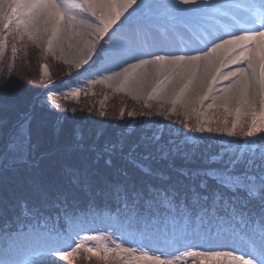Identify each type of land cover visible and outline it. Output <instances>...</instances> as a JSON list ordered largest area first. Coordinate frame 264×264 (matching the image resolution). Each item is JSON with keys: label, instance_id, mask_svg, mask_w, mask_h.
Returning a JSON list of instances; mask_svg holds the SVG:
<instances>
[{"label": "snow or ice", "instance_id": "snow-or-ice-1", "mask_svg": "<svg viewBox=\"0 0 264 264\" xmlns=\"http://www.w3.org/2000/svg\"><path fill=\"white\" fill-rule=\"evenodd\" d=\"M82 3L83 11L96 21L88 27L93 28L101 40L107 37L108 43L101 44L96 58H107L116 62L123 57H133L138 61L123 67V73L119 71L115 73L116 76L125 74V82L137 75L136 69H143L149 64L156 66L161 73L166 68L170 69L172 75L165 76V80H169L186 67L191 66L199 70L200 61L209 60L213 54L219 53V68L212 77V84H216L217 77L221 76L220 69L246 62L247 67H237L223 74L222 79L243 85L244 99L241 101V107L247 105L252 115L251 127L245 132V137H256L258 132L264 134V111L257 115L252 102L248 99L256 79L253 51L256 52V60L259 63V87L264 90V0H231L228 3H221V0H177L172 4L163 3L161 0H140L139 4L138 0H82ZM4 4L8 5L7 12L4 11ZM240 11L245 13L242 19L237 16ZM229 13L230 18L236 23L251 25L250 30L221 37L200 54L165 50L172 45L170 38L180 30H194L216 15ZM66 19L74 22L76 16L67 11L58 0H0V23L6 33L10 28L17 32L21 30L28 32L32 28L39 30L38 26H43L44 31H48V26L51 25L49 47L59 36L61 25ZM83 23L82 20L81 24ZM126 27L127 37L113 41V37ZM161 28H164L169 38L161 35ZM146 42L150 48L157 50L145 51L143 45ZM89 62V58L83 60L85 65ZM236 83L221 91H231L236 87ZM208 92H212L211 87L208 88ZM208 99V95L202 96L201 103ZM212 99L213 104L210 107L215 106L217 97ZM240 112L241 109L237 108V123ZM224 123L227 125L228 121L225 120ZM196 131L213 133L221 132V129L200 127ZM226 135L235 137V126L226 130ZM12 148L13 151L9 154H0V178L5 171L16 170L19 165L28 163L26 150L19 149L15 143ZM149 159L148 155H144L132 161L133 168L142 174L139 177L134 173L124 172L123 180L103 179L93 182L95 173H90L86 169H75L72 172L71 183L74 188H78L89 197L90 202L100 198L122 207L126 212L129 228L152 227L163 230L168 224H172L183 231L191 230L194 234L209 237L227 233L231 220L237 215L244 214L243 205L241 209L235 208V204L241 200L242 193L249 201L258 197L261 216L258 248L253 249L251 256L238 255L232 250H190L171 259L142 252L135 257L132 264H141L143 261H149L151 264H179L182 256L196 257L201 262L221 261L223 258L227 264H264V152L260 153L258 160L240 155L235 157L229 155L227 158L214 156L209 158L207 166L179 168L178 178H173L171 174L162 170H155L145 162ZM104 163L111 168L113 160L109 157ZM54 182V177L39 174L30 180L37 209L49 203ZM67 195L75 194L68 193L65 199ZM34 216L33 223L22 221L15 231L6 228L0 230L2 245L0 264H28L26 259L21 258L24 255L23 250L33 243L30 239L31 234L43 227L38 213ZM95 239H97L95 235H85L76 246L82 248L84 240ZM116 247L129 254L137 251L134 247L123 248L120 244ZM87 251L93 253L94 249L88 247ZM103 251L108 253L115 249L104 248ZM51 254L66 258L73 255V252L64 250ZM42 256L43 253H37L36 259L39 260Z\"/></svg>", "mask_w": 264, "mask_h": 264}, {"label": "rangeland", "instance_id": "rangeland-1", "mask_svg": "<svg viewBox=\"0 0 264 264\" xmlns=\"http://www.w3.org/2000/svg\"><path fill=\"white\" fill-rule=\"evenodd\" d=\"M71 3L69 12L76 16V20H65V24L71 32L76 31L73 24L79 20V15H83L90 23L95 24V18L83 11L82 0H66ZM166 4H171L173 0H162ZM4 11H8V5H5ZM243 23L234 24L229 22L228 25L237 27ZM76 25V24H74ZM78 27V26H77ZM124 29L119 32L122 33ZM117 35V34H116ZM83 35H74L66 38L63 42L56 43L53 41L51 47L48 40L51 36L46 34L39 35L33 30L25 32L21 30L17 32L14 28H10L7 33L0 23V64L4 58L8 57L9 62H13L15 56L21 53L27 54L30 50L41 60L39 69V80L43 84L44 89L60 83L63 78L70 76L76 77L77 84L69 86L60 91H53L46 96L45 101L57 109L65 111L66 105L70 103H78L81 100L89 101L91 106L96 107L99 116H110L108 111L111 109V117L113 123L118 127L126 125V139H129L136 126H143L144 134L141 139L160 140L162 132L169 127L174 132V136L180 133L184 138L183 143L188 147H194L201 141L207 143H215L216 146L225 147L233 157L240 155L245 157H254L258 160L260 153L264 152V134L257 133L256 137L246 138L245 132L251 127L252 115L251 109L241 104L227 105L225 102L215 100L218 91L225 88L231 81H224L222 75L231 71V69H220L221 76L218 77L216 87L209 83L206 89L199 95L196 101L192 103H184L182 96L188 88V82L183 83L182 87L177 86L169 95L164 96L163 91L167 90L173 78L165 80V78H155L150 71L151 68L136 69L135 75L128 82H125V74L116 76L117 71L123 73V67L131 63L134 58L128 57L122 61H109L107 58L97 59L96 54L99 52L101 44H107V37L103 40L98 33H86ZM120 40V39H119ZM113 41L115 38L113 37ZM89 44L87 54L80 59L72 58L70 54L80 44ZM203 43V42H202ZM198 44V43H197ZM204 44L200 45L202 47ZM146 51L149 43L143 45ZM197 53V52H196ZM89 58V64H83V60ZM133 58V59H132ZM138 62V61H137ZM149 66V65H148ZM147 72V73H145ZM148 75L150 82L144 92H135L136 80ZM152 74V75H151ZM130 75V74H128ZM216 75V74H215ZM109 77H112L109 79ZM181 85V84H178ZM212 88V92H208V88ZM78 93V94H77ZM208 95L209 99L201 103V97ZM257 115L264 111V93L260 98L252 102ZM240 108L239 122L237 123L236 109ZM228 123L225 125L224 121ZM26 125V127H25ZM235 126V137L226 135V130H230ZM200 127L219 128L221 132H197ZM178 132V133H177ZM149 133V134H148ZM148 134V135H147ZM98 138L103 135L101 128L97 132L90 134ZM154 136V137H153ZM11 142L7 149H0V154L7 155L13 151L12 145L15 143L19 149L27 151L28 162L36 157L34 147H31L28 124L24 123L18 128V131L12 136ZM121 139L124 140V137ZM78 142H80L78 140ZM163 155L173 156V152L169 149L164 150ZM122 217L124 210L120 213ZM118 215V214H117ZM125 218V217H124ZM123 221V219H121ZM118 217L101 214H87L77 222H71L68 227V236L70 238V248L60 247L62 244L51 248H37L28 255H24L23 259L28 264H132L135 257L142 252H148L149 255H160L162 258H174L181 256L185 251L190 250H232L235 254L251 256L253 249L258 248L260 235L259 225L250 226L247 230L228 229L227 233L219 236H207L203 234H194L191 230L183 231L177 225L168 224L163 230L152 227L133 229L129 228L127 222H121ZM60 225L57 224L56 228ZM53 227V226H51ZM240 233H238V232ZM85 235H95V240H84V247L78 248L76 245L83 240ZM120 244L123 248L134 247L136 252L129 254L116 247ZM229 246V247H226ZM94 249L93 253H89L87 248ZM104 248L115 249L105 253ZM100 249V251H95ZM64 250L72 251L73 255L61 258L53 256L52 252H62ZM43 253V256L37 260L36 254ZM141 264H151L149 261H143ZM179 264H227L222 258L221 261H204L201 262L196 257L182 256Z\"/></svg>", "mask_w": 264, "mask_h": 264}, {"label": "trees", "instance_id": "trees-1", "mask_svg": "<svg viewBox=\"0 0 264 264\" xmlns=\"http://www.w3.org/2000/svg\"><path fill=\"white\" fill-rule=\"evenodd\" d=\"M37 57L28 50L26 55L18 53L12 57V63L7 57L0 64V149H7L11 135L27 123L30 144L36 151V157L30 162L19 165L16 170L5 171L0 178V230L15 231L22 221L33 223L37 213L43 225L31 234L33 243L23 250L24 255L35 251V246L51 248L57 242L63 243L60 247L70 248L69 224L87 214L115 216L126 222V214H123L125 218L120 216L122 207L100 198L90 202L89 197L73 187L71 180L75 169L95 173L93 182L103 179L119 181L124 179V172L141 176L133 168L132 161L148 155L150 159L145 162L152 168L178 178L181 167L207 166L211 157L227 158L230 155L225 147L216 146L214 142L201 141L194 147H188L182 141L184 136L178 132L174 136L169 127L162 132L160 140L154 141L150 137L142 140L144 127L137 125L130 138L126 139V125L122 123L118 127L113 123L112 108L108 111L110 116H99L96 107L87 100L70 103L65 111L50 106L45 101L46 96L77 84L76 77L80 75L65 77L55 87L44 89L39 80L41 60ZM99 128L103 135L92 137L90 134ZM166 149L174 155L166 158L163 155ZM109 157L113 160L111 168L104 163ZM38 174L55 178L50 201L40 209L36 207L30 183ZM68 193L75 195H67L65 199ZM242 205L244 214L234 217L231 227L261 226L258 197L249 201L242 193L235 208L241 209Z\"/></svg>", "mask_w": 264, "mask_h": 264}, {"label": "bare ground", "instance_id": "bare-ground-1", "mask_svg": "<svg viewBox=\"0 0 264 264\" xmlns=\"http://www.w3.org/2000/svg\"><path fill=\"white\" fill-rule=\"evenodd\" d=\"M161 2L163 1L161 0ZM175 2H177V0H173V2H170V3L172 4ZM228 2H231V0H221V3H228ZM58 3L63 5L64 8L67 11H69L71 3H68L66 0H58ZM139 3H140V0H138V4ZM5 5L7 4H4V7H6ZM200 7H206V6L200 5ZM129 11H131V9ZM125 15H127V13ZM244 15L245 13L243 11H240L237 13V16L241 19L243 18ZM230 16H231V13L227 15H216L214 18L206 20L201 27H198L194 30H190V31L180 30L174 37L170 38L172 40V45L170 48H166L165 50L170 51V52H187L190 54H200L202 53V51L208 49L214 41L218 40L221 37H227L230 34L250 30L251 25H248V24H244L240 27L239 26L232 27L228 25L229 22L237 24L236 21L230 18ZM82 20L84 21L83 24H81ZM74 24H76L75 25L76 31L71 32L64 22L61 25L60 34L55 40V42L61 43L66 38L68 37L71 38L74 35H83L84 37H86V33L95 32L93 28L88 27L89 24H93V23H90L88 19H85L82 14L79 15V20L76 21V23ZM38 28L39 30H37V28H32L31 30H33V32H37L39 35L44 33L46 35L51 36V25L48 26V31H44L43 26H38ZM124 30H123L124 32L120 34L117 33V35L114 36L115 41L119 39L123 40L127 37V34H128L127 27L124 28ZM160 33L164 38H169L164 28L160 29ZM202 44L204 45L200 47V45ZM88 47H89V44H86V43L83 44L82 47L80 46V44H78V46L75 48V51H73L70 54V56L72 58L80 59L83 56H85V54H87ZM156 50L157 49L155 48L149 47L146 51H156ZM219 55H220L219 53L213 54L209 58V60L200 61L199 70L191 66L180 70L179 74L174 75V78L170 82V86L167 88V90H164L162 94H164V96L169 95L176 89L177 86L182 87L183 83L188 82L189 86L182 96V101L184 103H192L196 101L199 95L206 89V85H208L209 83H212V77L215 76L216 70L219 68V59H218ZM253 57H254V68L256 71V79L254 82L253 91L248 98L251 102L255 101V99L260 98L261 95H263L264 93V90L260 89L259 83H258L259 63H258V60H256L255 51H253ZM125 58H128V57H123L118 61H122ZM109 61L111 62V60ZM135 62H137L136 59H134L131 63H135ZM145 67L147 68L146 69L147 72H149L148 68H151L150 71H152V74H154L153 76H155V78L161 77L164 79L165 76L172 75L171 70L167 68L161 73L158 71V69L154 65L149 64V66L147 65ZM237 67H247V63L245 62V63H242L241 65L225 66L222 69H231L232 71ZM149 82H150V79L148 75L145 74L144 77H141L138 79V81L136 80L134 82L136 83V86H135L136 88L134 89V91L143 93L145 88L149 84ZM217 82H219L218 77H217ZM232 83H236V82L231 81L230 84ZM178 84H181V85H178ZM216 84H214L215 87H216ZM229 85H227L226 87H229ZM242 88H243V85L241 83H236V87L231 89V91L229 92L218 91L216 97L218 98V100L225 102L229 106H232L233 104H236V103L241 104V101L244 99V96L242 95ZM226 247H229V246H226Z\"/></svg>", "mask_w": 264, "mask_h": 264}]
</instances>
